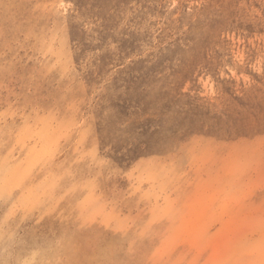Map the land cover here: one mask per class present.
<instances>
[{"label":"rangeland","instance_id":"rangeland-1","mask_svg":"<svg viewBox=\"0 0 264 264\" xmlns=\"http://www.w3.org/2000/svg\"><path fill=\"white\" fill-rule=\"evenodd\" d=\"M0 264H264V0H0Z\"/></svg>","mask_w":264,"mask_h":264},{"label":"bare ground","instance_id":"bare-ground-1","mask_svg":"<svg viewBox=\"0 0 264 264\" xmlns=\"http://www.w3.org/2000/svg\"><path fill=\"white\" fill-rule=\"evenodd\" d=\"M63 13V12H62Z\"/></svg>","mask_w":264,"mask_h":264}]
</instances>
